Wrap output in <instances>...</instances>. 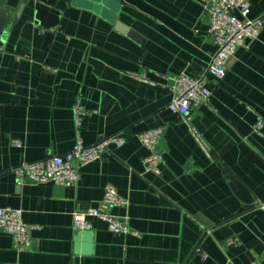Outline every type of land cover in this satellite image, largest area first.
<instances>
[{
    "label": "crops",
    "instance_id": "1",
    "mask_svg": "<svg viewBox=\"0 0 264 264\" xmlns=\"http://www.w3.org/2000/svg\"><path fill=\"white\" fill-rule=\"evenodd\" d=\"M201 2H10L22 11L0 35V208L23 210L31 245L18 250L0 229V264H264V0L251 3L257 40L224 79L208 78L210 99L183 119L168 109L174 79L199 78L217 51ZM157 129L154 172L137 136ZM119 133L126 144L74 186L15 173ZM110 185L129 205L109 213L137 235L93 217L90 230L74 228L73 214L98 207Z\"/></svg>",
    "mask_w": 264,
    "mask_h": 264
},
{
    "label": "built area",
    "instance_id": "2",
    "mask_svg": "<svg viewBox=\"0 0 264 264\" xmlns=\"http://www.w3.org/2000/svg\"><path fill=\"white\" fill-rule=\"evenodd\" d=\"M251 3L252 0H202L204 11L211 19L209 32L214 38L217 51L199 78L179 76L174 79L173 99L168 106L171 112L186 119L193 106L207 103L211 97V91L207 88L208 78L224 79L228 73L229 64L236 58L238 52L247 46L248 41L257 40L263 21L250 19ZM3 49V45L0 44V50ZM76 115L79 123L82 115L79 108ZM262 126L263 121L260 120L256 130H260ZM194 135L201 148L208 153L209 148L204 140L198 133L194 132ZM137 137L149 152L144 159L147 170L157 172L161 163L157 146L162 138V130L142 133ZM126 142L127 137L123 133L102 138L92 146H86L82 140H79L68 154L39 162H25L15 169V173L36 184L52 182L59 186L71 187L79 181L82 168L102 160L112 146L120 148ZM127 205H129L128 200L120 197L113 186H107L104 198L98 207L73 214V226L76 230H90L91 225L87 218L93 217L105 222L110 232L137 235L130 230L126 220L109 213V210L113 208ZM255 208L264 211V201L258 202ZM0 229L12 236L18 250H24L31 245L30 231L23 221V210L0 208ZM236 243L237 240H230L228 245ZM254 264L260 263L254 262Z\"/></svg>",
    "mask_w": 264,
    "mask_h": 264
},
{
    "label": "water",
    "instance_id": "3",
    "mask_svg": "<svg viewBox=\"0 0 264 264\" xmlns=\"http://www.w3.org/2000/svg\"><path fill=\"white\" fill-rule=\"evenodd\" d=\"M11 1L12 0H0V35H2L5 27L12 26L13 23L11 22V20H9V18H11L12 16V13L17 10L20 14V12L22 11V5H19V8L17 9V6L13 7L10 4Z\"/></svg>",
    "mask_w": 264,
    "mask_h": 264
}]
</instances>
